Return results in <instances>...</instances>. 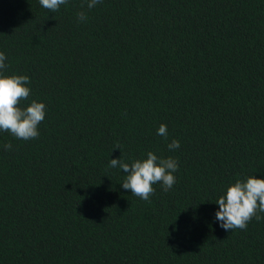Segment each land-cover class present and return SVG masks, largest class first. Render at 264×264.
<instances>
[{"label":"trees","instance_id":"1","mask_svg":"<svg viewBox=\"0 0 264 264\" xmlns=\"http://www.w3.org/2000/svg\"><path fill=\"white\" fill-rule=\"evenodd\" d=\"M0 52L47 109L35 139L0 131V264H264V218L215 219L264 179V0H0ZM149 151L178 171L144 201L109 164Z\"/></svg>","mask_w":264,"mask_h":264},{"label":"clouds","instance_id":"2","mask_svg":"<svg viewBox=\"0 0 264 264\" xmlns=\"http://www.w3.org/2000/svg\"><path fill=\"white\" fill-rule=\"evenodd\" d=\"M39 3L50 13H55L61 5L67 4L68 0H39ZM99 3H102V0H85L89 10ZM77 18L81 22L86 21V12H78ZM5 60V54L0 52V131L9 132L13 137L25 141L35 139L40 135L38 128L45 119L46 105L32 100L27 107L20 106L30 97V78L26 75H3L2 70L7 67ZM158 135L167 138L166 125H160ZM4 147L6 150L12 149L10 143ZM179 147L180 143L175 139L168 145L169 150ZM116 149H119V146ZM109 167L121 169L126 174L121 183L123 189L130 190L132 195L148 201L155 192L153 185L161 184L164 191L174 186L178 161L172 157H159L149 151L146 159H137L130 164L121 158L111 159ZM216 204L219 205V210L215 219L221 228L225 231L245 230L253 217L258 221L264 218L259 215L264 213V179L256 176H250L246 180L237 179L218 198Z\"/></svg>","mask_w":264,"mask_h":264}]
</instances>
